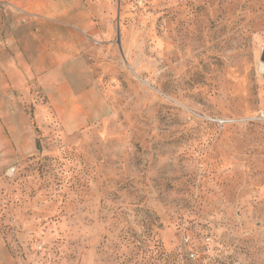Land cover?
Instances as JSON below:
<instances>
[{
    "label": "rangeland",
    "instance_id": "374dc122",
    "mask_svg": "<svg viewBox=\"0 0 264 264\" xmlns=\"http://www.w3.org/2000/svg\"><path fill=\"white\" fill-rule=\"evenodd\" d=\"M4 12L83 31L110 114L66 133L36 89L0 118V264H264V0Z\"/></svg>",
    "mask_w": 264,
    "mask_h": 264
},
{
    "label": "crops",
    "instance_id": "0c3cea01",
    "mask_svg": "<svg viewBox=\"0 0 264 264\" xmlns=\"http://www.w3.org/2000/svg\"><path fill=\"white\" fill-rule=\"evenodd\" d=\"M82 11V24L91 30ZM26 23L21 15L11 20L6 12L0 14V118L7 129L12 127L11 118L26 116L20 102L35 99L37 90L45 103L37 108L33 101L35 115L56 118L66 133L107 118L110 105L86 57L84 32L28 29ZM5 145L12 148L6 140Z\"/></svg>",
    "mask_w": 264,
    "mask_h": 264
}]
</instances>
